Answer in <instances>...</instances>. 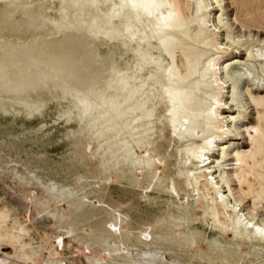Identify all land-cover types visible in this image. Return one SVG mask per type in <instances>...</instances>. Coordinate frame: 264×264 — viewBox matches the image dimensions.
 I'll list each match as a JSON object with an SVG mask.
<instances>
[{"label":"bare ground","instance_id":"obj_1","mask_svg":"<svg viewBox=\"0 0 264 264\" xmlns=\"http://www.w3.org/2000/svg\"><path fill=\"white\" fill-rule=\"evenodd\" d=\"M0 6V115L25 123L55 111V122L76 124L66 132L78 148L70 162L87 159L75 184L48 186L65 212L48 211L60 234L33 246L32 261L68 264L66 248L85 264H253L264 256V127L252 133L240 124L242 95L257 101L241 85L254 61L264 71V52L231 31L224 0ZM245 132L248 150L237 147ZM1 202L0 252L10 241L1 232L10 208ZM143 202L158 211L154 220ZM28 221L20 219L13 239L30 236ZM196 224L247 249L235 260L207 231L202 249L189 234Z\"/></svg>","mask_w":264,"mask_h":264},{"label":"rangeland","instance_id":"obj_2","mask_svg":"<svg viewBox=\"0 0 264 264\" xmlns=\"http://www.w3.org/2000/svg\"><path fill=\"white\" fill-rule=\"evenodd\" d=\"M5 10L6 7L0 6V14ZM224 11L229 22L232 23L231 31L244 35L243 42L253 44L255 50L264 52V2L224 0ZM103 45V47H107L106 44ZM118 52L121 53L120 47ZM243 58L246 59L247 56L243 55ZM253 64L255 68H253L252 75L249 79H245L241 86L244 91L249 88L257 101H252L247 92L242 95L243 102L241 104L245 107L242 111L243 119L240 124L244 129L248 127L252 133H256L257 128L264 127V71L259 62L254 61ZM253 76L257 78L253 79ZM57 109L64 111L66 105L64 107L57 106ZM57 118L56 112L52 111L50 115L40 120L13 123L11 116L0 115V199L1 206L6 205L10 208L6 221L1 223V232L10 233L8 239L10 241L2 247L0 256H4L6 253L13 256L16 251L17 257H11L10 264H14L15 261H18L19 264H36L29 255L33 246L41 245L43 237L48 234L52 236L56 234V237L60 234V229L55 227L48 211L59 209L64 213L65 210L61 209L62 204L56 198L57 196L49 191L48 186H53V183L73 185L79 175L87 171L86 157L81 156V159L74 160V163L70 162L75 158L74 153L78 148L75 145V139L68 140L66 138V132L69 128L76 127V124H68L67 120L55 122ZM42 123H45L47 128L37 132V128ZM251 138L245 132V138L240 141L237 147L248 150L252 143ZM85 181L86 179L81 182L82 185L85 184ZM138 193L134 194L138 195ZM30 196L37 199L31 203ZM127 196L132 198L133 192ZM74 205L75 203H73ZM141 212L144 217L153 220L152 217L158 214L155 208L148 207L144 202ZM259 215L264 217V208L259 209ZM30 216L33 220V223L28 221L32 228L30 236L16 241L12 235L18 234V230L21 228L20 219H29ZM88 229L89 227L85 226V230ZM206 231L210 238L216 240V250H230L235 260L237 259L235 253L238 251L243 253L247 249L239 250L234 243H231L220 233L214 234L210 228L205 230L203 224H196L192 226L189 234L198 236L199 246L202 249H207L203 240V232ZM163 239H165L164 236H159V241ZM29 241L31 243L27 244ZM72 250H76V248H72ZM39 253L42 252L39 251ZM63 258L68 264H85L86 262L85 258L77 256L68 248L65 249ZM41 259L42 257H40ZM251 259L253 264H264V256H253Z\"/></svg>","mask_w":264,"mask_h":264}]
</instances>
